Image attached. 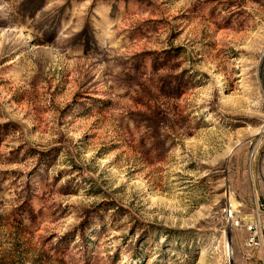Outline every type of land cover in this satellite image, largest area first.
<instances>
[{"label":"rangeland","instance_id":"1","mask_svg":"<svg viewBox=\"0 0 264 264\" xmlns=\"http://www.w3.org/2000/svg\"><path fill=\"white\" fill-rule=\"evenodd\" d=\"M264 0H0V264H264Z\"/></svg>","mask_w":264,"mask_h":264},{"label":"built area","instance_id":"2","mask_svg":"<svg viewBox=\"0 0 264 264\" xmlns=\"http://www.w3.org/2000/svg\"><path fill=\"white\" fill-rule=\"evenodd\" d=\"M226 215L229 222L235 228L244 229L247 234V246L252 250L262 253L264 262V206H261L255 214L245 219L238 217L236 213L233 215L228 210L226 211Z\"/></svg>","mask_w":264,"mask_h":264}]
</instances>
